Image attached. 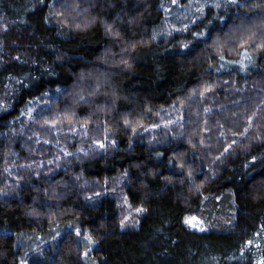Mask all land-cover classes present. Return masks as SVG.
Returning a JSON list of instances; mask_svg holds the SVG:
<instances>
[{"label": "trees", "instance_id": "obj_1", "mask_svg": "<svg viewBox=\"0 0 264 264\" xmlns=\"http://www.w3.org/2000/svg\"><path fill=\"white\" fill-rule=\"evenodd\" d=\"M251 1L0 0V264H264V49L198 55Z\"/></svg>", "mask_w": 264, "mask_h": 264}, {"label": "rangeland", "instance_id": "obj_2", "mask_svg": "<svg viewBox=\"0 0 264 264\" xmlns=\"http://www.w3.org/2000/svg\"><path fill=\"white\" fill-rule=\"evenodd\" d=\"M251 46L255 51L264 49V0H253L250 3L242 6V10L236 16L229 26L220 32H216L211 42L198 55L206 56L208 54L221 53L226 51L236 54L239 47ZM178 160L186 168L188 176V191H196L199 184L203 181H198L196 170L186 161L184 153L178 152ZM251 193L257 198L264 196V177L256 179L251 185ZM141 210L140 207L132 208L125 212V217L120 220V224L132 226L133 218ZM132 220V222H128ZM112 226L108 224L99 225V228H93L92 232L95 237V242L85 251L92 250L96 244L107 242L103 245V251H110L119 247V237L112 232ZM105 236V237H104ZM71 240L63 245L58 264H75L77 259L81 258L85 252L81 249L73 247Z\"/></svg>", "mask_w": 264, "mask_h": 264}, {"label": "snow or ice", "instance_id": "obj_3", "mask_svg": "<svg viewBox=\"0 0 264 264\" xmlns=\"http://www.w3.org/2000/svg\"><path fill=\"white\" fill-rule=\"evenodd\" d=\"M139 211V210H138Z\"/></svg>", "mask_w": 264, "mask_h": 264}]
</instances>
